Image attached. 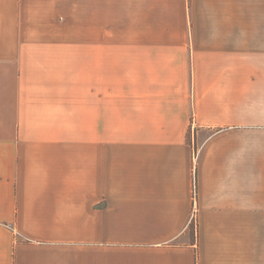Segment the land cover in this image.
I'll use <instances>...</instances> for the list:
<instances>
[{
	"label": "crops",
	"instance_id": "0c3cea01",
	"mask_svg": "<svg viewBox=\"0 0 264 264\" xmlns=\"http://www.w3.org/2000/svg\"><path fill=\"white\" fill-rule=\"evenodd\" d=\"M260 106L264 0H0V264H264Z\"/></svg>",
	"mask_w": 264,
	"mask_h": 264
},
{
	"label": "rangeland",
	"instance_id": "374dc122",
	"mask_svg": "<svg viewBox=\"0 0 264 264\" xmlns=\"http://www.w3.org/2000/svg\"><path fill=\"white\" fill-rule=\"evenodd\" d=\"M64 34L66 35V38ZM37 38L28 43V47H34L37 49H52L59 50L62 55L53 56L59 60L67 59L69 61H74V53L79 42L76 40V25H59L55 28H50L48 30H43L42 32H36ZM44 36V37H42ZM47 36H50L47 38ZM84 46H91L90 41H84ZM58 53V52H53ZM69 80H74V71L68 73Z\"/></svg>",
	"mask_w": 264,
	"mask_h": 264
},
{
	"label": "clouds",
	"instance_id": "9594fccd",
	"mask_svg": "<svg viewBox=\"0 0 264 264\" xmlns=\"http://www.w3.org/2000/svg\"><path fill=\"white\" fill-rule=\"evenodd\" d=\"M248 114L251 116H254V117L259 116L261 118H264V106H260L258 111H251L250 110Z\"/></svg>",
	"mask_w": 264,
	"mask_h": 264
},
{
	"label": "built area",
	"instance_id": "2783aa9c",
	"mask_svg": "<svg viewBox=\"0 0 264 264\" xmlns=\"http://www.w3.org/2000/svg\"><path fill=\"white\" fill-rule=\"evenodd\" d=\"M194 189H195V192H194V210H193V218L195 217L196 215V211H197V180L195 178V185H194Z\"/></svg>",
	"mask_w": 264,
	"mask_h": 264
},
{
	"label": "trees",
	"instance_id": "16d2710c",
	"mask_svg": "<svg viewBox=\"0 0 264 264\" xmlns=\"http://www.w3.org/2000/svg\"><path fill=\"white\" fill-rule=\"evenodd\" d=\"M191 227L193 229V232H196V229H197V220H196V217L193 218V220L191 222Z\"/></svg>",
	"mask_w": 264,
	"mask_h": 264
}]
</instances>
